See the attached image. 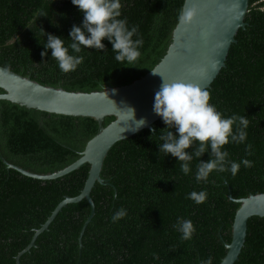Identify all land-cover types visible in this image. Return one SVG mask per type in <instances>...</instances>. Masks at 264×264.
Segmentation results:
<instances>
[{
  "label": "trees",
  "instance_id": "obj_1",
  "mask_svg": "<svg viewBox=\"0 0 264 264\" xmlns=\"http://www.w3.org/2000/svg\"><path fill=\"white\" fill-rule=\"evenodd\" d=\"M183 1L122 0V16L129 26H139L144 39L135 65L115 60L104 39V50L82 46L77 55L83 62L65 73L51 58V49L41 55L46 34L62 36L69 44V31L81 23L83 13L71 0H0V65L69 91L128 84L165 54ZM244 22L207 89L210 103L225 116L248 118L245 143L224 148L230 160L247 158L252 166L241 164L236 175L213 170L207 181L197 182L198 159L207 161L209 153L194 158L185 175L178 158L159 152V134L166 127L160 117L151 125L155 132L145 128L110 147L100 170L109 184L95 181L91 188L90 220L85 223L91 210L85 198L67 203L26 251L56 205L80 193L89 164L52 179L28 176L7 164L37 174L56 172L74 162L100 126L115 117L107 115L99 123L91 116L48 113L0 99V264H17V259L19 264H200L208 256L218 264L231 239L240 205L236 199L264 193V0H248ZM246 144L252 145V155L246 154ZM202 189L208 193L204 203L187 198ZM120 208L127 215L113 222ZM178 217L193 222L192 239H181L173 227ZM233 264H264V217L247 220L244 245Z\"/></svg>",
  "mask_w": 264,
  "mask_h": 264
},
{
  "label": "water",
  "instance_id": "obj_2",
  "mask_svg": "<svg viewBox=\"0 0 264 264\" xmlns=\"http://www.w3.org/2000/svg\"><path fill=\"white\" fill-rule=\"evenodd\" d=\"M247 7L248 0H184L181 12H194L190 22L183 24L178 19L171 33V42L159 62L143 76L125 85L105 86L101 90L89 92L69 91L60 86L40 84L29 76H23L0 65V88L3 90L0 99L48 113L91 116L99 123L107 115L115 117L106 126H100L74 162L56 172L37 174L7 164L25 175L40 179L56 178L84 163L89 164L88 175L80 193L73 197L66 196L56 205L46 221L35 229L24 251L34 245L36 236L48 227L67 203L85 198L91 207L85 223L90 220L94 211L90 197L91 188L95 181L109 184L101 178L100 170L110 147L142 129H151L152 123L160 118L153 112V102L163 78L168 82L183 81L202 88L210 86L225 65L237 30L245 25ZM128 108L134 109V116L130 110L127 111ZM140 118H146V125L133 131ZM236 201L240 205L234 215L231 239L229 243H225L227 250L218 264L234 263L244 245L247 220L253 215L264 217V193L249 194Z\"/></svg>",
  "mask_w": 264,
  "mask_h": 264
},
{
  "label": "clouds",
  "instance_id": "obj_3",
  "mask_svg": "<svg viewBox=\"0 0 264 264\" xmlns=\"http://www.w3.org/2000/svg\"><path fill=\"white\" fill-rule=\"evenodd\" d=\"M71 3L83 13L79 25L73 24L69 31V44L65 38L47 33L42 56H47L51 49V58L58 62L62 72L75 71L83 62L82 46L87 49L104 50L102 40L107 39L112 45L115 60L135 65L141 56L140 49L144 45L142 35L138 34V25L129 26L127 17L122 16V0H71ZM43 14H41L42 16ZM194 15L193 11L181 12L179 22L187 24ZM135 37V38H134ZM153 72V71H152ZM156 73V72H153ZM211 95L207 88L185 83L183 81H163L155 92L153 112L159 115L166 125L160 131L159 152L171 154L182 162L181 171L188 175L191 172V161L200 158L205 152L209 153L207 161L199 160L196 165L195 179L197 182L207 181L213 170L224 172L230 170L236 175L243 164L251 167L253 161L242 158L239 162L229 159L226 144H243L247 139L249 120L245 115L233 114L225 116L215 104L210 103ZM134 116V109L128 108ZM146 118L136 121V128L145 126ZM235 126V127H234ZM155 132V128L151 129ZM192 148V151H186ZM245 152L252 155V145L246 144ZM207 191H192L189 199L196 204L204 203ZM127 215V210L120 208L111 217L113 222ZM173 227L181 233V239H192L196 228L189 219L177 218ZM200 264H213L212 257L201 259Z\"/></svg>",
  "mask_w": 264,
  "mask_h": 264
}]
</instances>
